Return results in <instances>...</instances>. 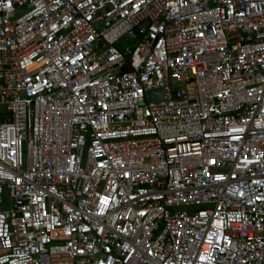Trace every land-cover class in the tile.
I'll return each mask as SVG.
<instances>
[{"label": "built area", "instance_id": "2783aa9c", "mask_svg": "<svg viewBox=\"0 0 264 264\" xmlns=\"http://www.w3.org/2000/svg\"><path fill=\"white\" fill-rule=\"evenodd\" d=\"M0 264H264V0H0Z\"/></svg>", "mask_w": 264, "mask_h": 264}, {"label": "water", "instance_id": "95a60500", "mask_svg": "<svg viewBox=\"0 0 264 264\" xmlns=\"http://www.w3.org/2000/svg\"><path fill=\"white\" fill-rule=\"evenodd\" d=\"M145 25L146 23L144 22L142 25H140V28L144 29ZM128 71H129L128 67H124L122 69V72H128ZM145 96H146L147 101H159V100H162L163 98L161 89H153V90L147 91L145 93Z\"/></svg>", "mask_w": 264, "mask_h": 264}, {"label": "rangeland", "instance_id": "374dc122", "mask_svg": "<svg viewBox=\"0 0 264 264\" xmlns=\"http://www.w3.org/2000/svg\"><path fill=\"white\" fill-rule=\"evenodd\" d=\"M118 47H129V43L126 41L125 37H123L120 42L117 44ZM171 88L174 89L175 87H177V85L172 82L170 84ZM10 206V202H9V199L7 197V193L6 192H3L2 194V203H1V208L2 209H6V208H9Z\"/></svg>", "mask_w": 264, "mask_h": 264}]
</instances>
